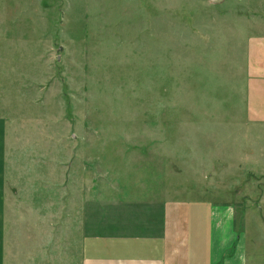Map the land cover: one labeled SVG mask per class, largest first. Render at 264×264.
<instances>
[{
  "label": "rangeland",
  "instance_id": "374dc122",
  "mask_svg": "<svg viewBox=\"0 0 264 264\" xmlns=\"http://www.w3.org/2000/svg\"><path fill=\"white\" fill-rule=\"evenodd\" d=\"M262 8L0 0V180L26 182L34 202L60 197V243L77 259L83 201L117 180L188 184L190 200H205L206 231L220 226V264H264V129L246 128L244 104Z\"/></svg>",
  "mask_w": 264,
  "mask_h": 264
},
{
  "label": "crops",
  "instance_id": "0c3cea01",
  "mask_svg": "<svg viewBox=\"0 0 264 264\" xmlns=\"http://www.w3.org/2000/svg\"><path fill=\"white\" fill-rule=\"evenodd\" d=\"M250 40L253 46L245 64V125L264 129V36H251ZM260 151L264 156V142ZM16 183L0 180V264H220V226L213 223L206 231L205 200H190L194 191L188 184L136 180L131 187L117 180L107 196L83 201L77 259L75 245L60 243V197L54 199L50 190H44L34 202L28 184ZM259 202L263 211L264 191ZM29 231L37 239L30 241Z\"/></svg>",
  "mask_w": 264,
  "mask_h": 264
}]
</instances>
